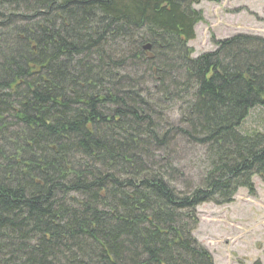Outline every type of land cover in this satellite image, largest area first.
<instances>
[{"label": "trees", "instance_id": "16d2710c", "mask_svg": "<svg viewBox=\"0 0 264 264\" xmlns=\"http://www.w3.org/2000/svg\"><path fill=\"white\" fill-rule=\"evenodd\" d=\"M198 2L0 0V264H215L197 208L264 184V38L194 58Z\"/></svg>", "mask_w": 264, "mask_h": 264}, {"label": "rangeland", "instance_id": "374dc122", "mask_svg": "<svg viewBox=\"0 0 264 264\" xmlns=\"http://www.w3.org/2000/svg\"><path fill=\"white\" fill-rule=\"evenodd\" d=\"M194 8L204 17L188 44L194 58L214 51L213 39L239 34L264 38V0H199ZM176 116L177 111L172 110L173 122ZM241 129L247 134L264 133V108L253 110ZM177 153L185 183L197 185L204 171L201 150L181 144ZM253 181L254 196L240 189L231 204L206 203L197 208L199 223L193 236L210 252L215 264H264V184L258 177Z\"/></svg>", "mask_w": 264, "mask_h": 264}, {"label": "water", "instance_id": "95a60500", "mask_svg": "<svg viewBox=\"0 0 264 264\" xmlns=\"http://www.w3.org/2000/svg\"><path fill=\"white\" fill-rule=\"evenodd\" d=\"M144 49H145L146 51H148V50L151 49V46H150V45H146V46L144 47Z\"/></svg>", "mask_w": 264, "mask_h": 264}]
</instances>
